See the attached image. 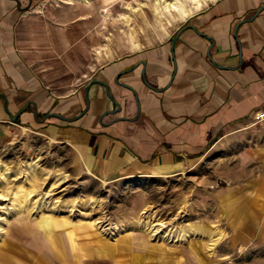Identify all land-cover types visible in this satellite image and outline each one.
Returning a JSON list of instances; mask_svg holds the SVG:
<instances>
[{
  "label": "crops",
  "instance_id": "1",
  "mask_svg": "<svg viewBox=\"0 0 264 264\" xmlns=\"http://www.w3.org/2000/svg\"><path fill=\"white\" fill-rule=\"evenodd\" d=\"M73 1L63 9L50 0H0V125L66 144L88 177L182 175L223 139L248 131L264 109V0H187L196 7L189 16L180 0L171 7L156 0L159 16L187 19L80 82L48 72L76 68L82 43L87 49ZM246 156L248 177L236 181L225 206L227 252L219 245L211 253L204 239L113 238L100 230L91 239L41 237L32 250L0 255V264H236L223 261L239 247L244 259L254 255L249 264H264V145Z\"/></svg>",
  "mask_w": 264,
  "mask_h": 264
},
{
  "label": "rangeland",
  "instance_id": "2",
  "mask_svg": "<svg viewBox=\"0 0 264 264\" xmlns=\"http://www.w3.org/2000/svg\"><path fill=\"white\" fill-rule=\"evenodd\" d=\"M69 1L73 0H50L47 6L64 9ZM82 1L73 3L80 10L79 31L87 35L81 38L87 49L82 43L76 68L63 65L48 71L59 76L56 80H86L96 67L139 43L165 39L196 10L187 0H180L188 10L186 17L159 16L153 10L156 0H91L90 5ZM130 14L129 22L120 20ZM262 145L264 123L251 124L248 131L223 139L182 175L104 183L80 171L66 144L22 127L0 125V255L25 246L32 250L45 236L68 232L76 239H91L99 237L100 230L113 238L127 233L161 239L171 232L179 236L176 240L204 239L211 253L219 245L227 252L225 206L233 200L236 181L248 177L247 148ZM148 226L158 231L157 236ZM245 256L246 250L239 247L223 262L254 260V255Z\"/></svg>",
  "mask_w": 264,
  "mask_h": 264
},
{
  "label": "bare ground",
  "instance_id": "3",
  "mask_svg": "<svg viewBox=\"0 0 264 264\" xmlns=\"http://www.w3.org/2000/svg\"><path fill=\"white\" fill-rule=\"evenodd\" d=\"M84 1H85L86 3H89L91 0H84ZM160 1H161L163 4H166L167 7L174 6V4H170V3H169V0H160ZM172 3H173V2H172ZM176 3H177V2H176ZM140 225H141V226L144 225V227L147 226L146 224H143V225H142V223H140L139 226H140ZM145 225H146V226H145ZM152 228H153V227H151V226H148V227H147V229L151 231V233L153 234V236H157L158 231H155V230H153ZM165 235H166V236H162V235H161L162 237H160V238H161V239H165V238H167V239H169V240H170V239H172V240L175 239V240H176V238L179 237V236H177V235H175V234H172L171 232L168 233V234H165ZM156 238H157V237H156ZM179 239H180V238H178V240H179Z\"/></svg>",
  "mask_w": 264,
  "mask_h": 264
},
{
  "label": "built area",
  "instance_id": "4",
  "mask_svg": "<svg viewBox=\"0 0 264 264\" xmlns=\"http://www.w3.org/2000/svg\"><path fill=\"white\" fill-rule=\"evenodd\" d=\"M264 123V109L256 111L253 116V124Z\"/></svg>",
  "mask_w": 264,
  "mask_h": 264
},
{
  "label": "water",
  "instance_id": "5",
  "mask_svg": "<svg viewBox=\"0 0 264 264\" xmlns=\"http://www.w3.org/2000/svg\"><path fill=\"white\" fill-rule=\"evenodd\" d=\"M176 40V39H175Z\"/></svg>",
  "mask_w": 264,
  "mask_h": 264
}]
</instances>
